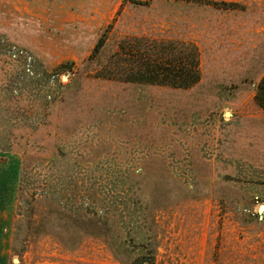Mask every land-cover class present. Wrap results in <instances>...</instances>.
Instances as JSON below:
<instances>
[{
    "label": "rangeland",
    "instance_id": "rangeland-1",
    "mask_svg": "<svg viewBox=\"0 0 264 264\" xmlns=\"http://www.w3.org/2000/svg\"><path fill=\"white\" fill-rule=\"evenodd\" d=\"M104 33L200 81L100 78ZM263 75L264 0H0V264H264Z\"/></svg>",
    "mask_w": 264,
    "mask_h": 264
},
{
    "label": "trees",
    "instance_id": "trees-1",
    "mask_svg": "<svg viewBox=\"0 0 264 264\" xmlns=\"http://www.w3.org/2000/svg\"><path fill=\"white\" fill-rule=\"evenodd\" d=\"M105 37L106 33L98 39L88 58L104 62L98 72L100 78L174 89H188L200 81L199 50L192 41L154 38L146 43L135 36H124L116 50L104 56ZM254 100L264 110V75L256 84Z\"/></svg>",
    "mask_w": 264,
    "mask_h": 264
},
{
    "label": "water",
    "instance_id": "water-1",
    "mask_svg": "<svg viewBox=\"0 0 264 264\" xmlns=\"http://www.w3.org/2000/svg\"><path fill=\"white\" fill-rule=\"evenodd\" d=\"M225 115H226V116H229V113L226 112ZM262 210H263V206L261 205V206H259V208H258V212L261 213ZM14 260H17V259H14Z\"/></svg>",
    "mask_w": 264,
    "mask_h": 264
}]
</instances>
